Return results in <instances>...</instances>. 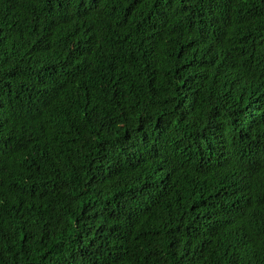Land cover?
Wrapping results in <instances>:
<instances>
[{
    "label": "trees",
    "instance_id": "1",
    "mask_svg": "<svg viewBox=\"0 0 264 264\" xmlns=\"http://www.w3.org/2000/svg\"><path fill=\"white\" fill-rule=\"evenodd\" d=\"M0 264H264V0H0Z\"/></svg>",
    "mask_w": 264,
    "mask_h": 264
}]
</instances>
